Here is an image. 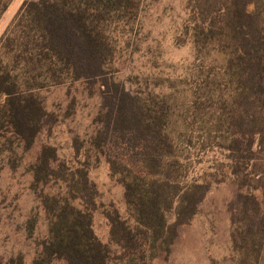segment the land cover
<instances>
[{
    "label": "trees",
    "instance_id": "trees-1",
    "mask_svg": "<svg viewBox=\"0 0 264 264\" xmlns=\"http://www.w3.org/2000/svg\"><path fill=\"white\" fill-rule=\"evenodd\" d=\"M11 1L0 0V18ZM141 1L32 0L22 5L0 40V129L10 130L26 148L32 147L47 119L33 93L43 82L59 85L83 80L90 88H98L101 110L91 145L124 190L128 218L122 219L115 210L106 217L110 241L127 264L168 259L179 229L197 214L216 184L211 172L185 181L176 143L168 132L167 103L145 102L108 76L113 56L108 24L113 19L134 18ZM196 3L188 27L197 49L216 47L224 56L222 72L231 87L228 151L242 152L247 168L255 161V146L264 152V0ZM13 61L16 67L10 66ZM16 70H34L35 76L28 80ZM231 159L234 162V156ZM56 163L55 153L43 149L32 166L35 189L57 179ZM232 172L236 175V169ZM61 180L67 184V196H40L49 223L48 238L32 264H109L112 251L92 228L93 184L86 173L79 181L73 175ZM257 180L262 201L238 193L230 209L235 249L255 259L264 253V170ZM173 212L170 224L167 216ZM244 221L247 230L241 233L238 226ZM236 233L242 246L236 247Z\"/></svg>",
    "mask_w": 264,
    "mask_h": 264
},
{
    "label": "rangeland",
    "instance_id": "rangeland-1",
    "mask_svg": "<svg viewBox=\"0 0 264 264\" xmlns=\"http://www.w3.org/2000/svg\"><path fill=\"white\" fill-rule=\"evenodd\" d=\"M29 1L10 2L0 18V40ZM196 5V0H142L134 18L113 19L107 27L113 50L108 76L145 102L165 101L171 115L168 132L176 143L185 181L211 172L216 183L197 214L179 229L168 259L153 264H264V253L259 259L245 258L235 249L230 211L238 193L262 201L257 178L264 170V152L255 146V161L244 168V154L228 151L231 87L223 75L225 60L218 49L199 50L193 43L188 21ZM10 66L16 67L14 61ZM16 71L28 80L35 76L34 70ZM43 85L33 93L42 102L47 119L32 147L26 148L10 130L0 129V264L33 263L48 238L41 194L67 196V184L61 179L73 175L79 181L84 173L96 191L93 231L112 251L109 264H127L110 241L106 217L115 210L122 219L128 218L124 190L91 145L101 110L100 92L83 80ZM45 148L55 153L60 177L35 189L32 166ZM167 219L173 223L174 212ZM238 227L241 233L247 230L245 221ZM239 236L236 247L243 245Z\"/></svg>",
    "mask_w": 264,
    "mask_h": 264
}]
</instances>
